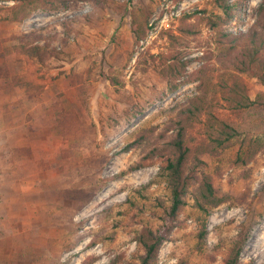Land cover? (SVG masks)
<instances>
[{
	"label": "rangeland",
	"instance_id": "obj_1",
	"mask_svg": "<svg viewBox=\"0 0 264 264\" xmlns=\"http://www.w3.org/2000/svg\"><path fill=\"white\" fill-rule=\"evenodd\" d=\"M229 2H240L230 31L255 27L264 0ZM18 6L0 0V65L11 68L21 57L15 56L17 37L43 28L60 67L51 71L54 81L38 101L28 100L23 87L3 85L0 90V264H114L118 258L126 264L137 251L138 233L158 226L159 200L167 196L159 178L164 159L145 160L143 149L126 148L143 128L157 127L154 138L161 144L165 122L199 92L197 72L214 50L213 34L201 22L199 36L172 43L170 35L179 34L182 18L193 16L190 22L199 23L200 17L224 12L214 0H39L37 6L12 11ZM15 15L28 17L14 20ZM134 21L146 28L143 39L134 34ZM86 57L85 71L93 67L104 73L92 79L88 109L71 74ZM16 62L14 73L28 71L27 63ZM247 81L253 98L264 91L258 79L247 76ZM133 102L144 112L109 141L98 138L111 156L101 171L98 150L89 160L90 150L72 148L74 142L56 130L57 110L77 113L99 127L112 106L125 109ZM224 154L220 160L207 159L206 171L219 189L241 202L221 206L210 216L207 247L212 256L205 260L195 251L197 222L190 204L157 264H222L223 255L214 248L230 245L248 220L254 227L239 264H264V151L239 170L231 167L233 150ZM190 171L191 164L186 174ZM69 189L96 195L79 209L63 193Z\"/></svg>",
	"mask_w": 264,
	"mask_h": 264
},
{
	"label": "trees",
	"instance_id": "obj_2",
	"mask_svg": "<svg viewBox=\"0 0 264 264\" xmlns=\"http://www.w3.org/2000/svg\"><path fill=\"white\" fill-rule=\"evenodd\" d=\"M10 1V0H7ZM19 3L12 11L37 6L39 0H12ZM224 15L200 17L199 23H191L193 16L182 18L178 35H170L172 43L181 39L197 37L204 24L212 32L214 50L207 56V63L197 72L199 81L198 94L165 122V128L159 136V144L154 138L157 127L139 129L135 139L127 146L130 149H143L145 160L157 157L164 159L159 178L167 185V196L159 200L161 214L155 228H147L138 233L137 251L126 264H157L160 250L177 227L184 209L192 205L197 222L195 251H200L202 258L212 256L207 247L208 221L212 213L224 205H238L241 198L232 192L219 189L212 174L207 173L208 160L221 159L225 152L233 150L231 167L247 168L264 151V91L252 96L248 77L258 79L264 85V6L259 10L255 27L249 31L233 32L228 24L236 15L240 2L235 5L229 0H214ZM24 7V8H23ZM15 15L14 20H24ZM148 21L145 22V26ZM133 32L138 39L146 37V28L133 22ZM44 29H33L16 38L15 56L12 67L0 65V90L3 85L24 88L28 100L38 101L48 84L54 81L51 71L60 67L58 53L49 47ZM42 44V42H44ZM84 58L72 68V76L77 80V91L84 108H89L90 95L93 92V78L104 76L102 71L95 73L93 67L85 71ZM16 61L25 62L28 71L13 72ZM177 84L169 90L174 92ZM108 103V102H107ZM144 112L136 103H129L125 109L112 106L104 113L98 127L94 122L80 120L77 113L57 110L55 126L57 132L66 141H72V148H87L92 154L98 150L97 171L104 168L111 156L98 142L100 136L109 141L125 125L132 124ZM103 114V113H102ZM71 148V149H72ZM69 153V152H68ZM74 150L71 155H74ZM208 159V160H207ZM94 160V159H93ZM92 161V160H91ZM191 164V171L186 174V167ZM141 165H139L140 167ZM136 169V168H134ZM71 203L79 209L85 207L96 193L84 189H69L63 192ZM254 227L249 220L239 226L236 237L229 244H218L214 252L223 255L222 264H239L242 251L250 239ZM204 260V261H205ZM114 264H121V258ZM214 262V261H213ZM185 264V263H182ZM208 264V263H203Z\"/></svg>",
	"mask_w": 264,
	"mask_h": 264
}]
</instances>
